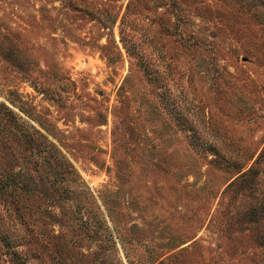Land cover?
<instances>
[{"label":"rangeland","instance_id":"374dc122","mask_svg":"<svg viewBox=\"0 0 264 264\" xmlns=\"http://www.w3.org/2000/svg\"><path fill=\"white\" fill-rule=\"evenodd\" d=\"M0 264H264V0H0Z\"/></svg>","mask_w":264,"mask_h":264},{"label":"trees","instance_id":"16d2710c","mask_svg":"<svg viewBox=\"0 0 264 264\" xmlns=\"http://www.w3.org/2000/svg\"><path fill=\"white\" fill-rule=\"evenodd\" d=\"M217 155V157H220V155H218V154H216ZM259 159V157L256 159V161ZM245 165H247V163H245V164H243L242 165V158H240L239 160H238V162H232V166L234 167V168H237V170L239 169V171L241 172V170L245 167ZM253 171V166L251 165V166H249V168L245 171V172H243L242 174H241V176H245V175H249L251 172Z\"/></svg>","mask_w":264,"mask_h":264}]
</instances>
